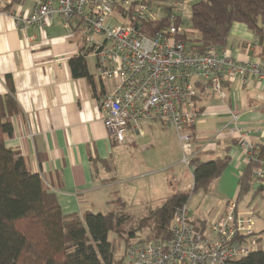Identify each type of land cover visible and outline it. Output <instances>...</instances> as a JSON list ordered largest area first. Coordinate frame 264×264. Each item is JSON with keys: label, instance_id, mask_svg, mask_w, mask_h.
Returning a JSON list of instances; mask_svg holds the SVG:
<instances>
[{"label": "crops", "instance_id": "crops-1", "mask_svg": "<svg viewBox=\"0 0 264 264\" xmlns=\"http://www.w3.org/2000/svg\"><path fill=\"white\" fill-rule=\"evenodd\" d=\"M33 2L0 0V95H10L19 107L18 114L8 117L13 133L5 138L6 145L17 149L27 168L40 175L65 214L105 213L114 208L110 201L120 198L129 217L140 218L173 192L185 190L175 188L173 176L172 181L168 176H149L138 183L136 178L144 179L145 174H125V169L153 165L145 153L158 142H163L162 146L172 142L180 151L179 137H173L172 127L154 119L141 123L138 130L128 127L122 143L112 140L103 122L100 97L114 89V79L96 76L97 59L91 48L78 32L69 34L59 18L45 27H20L14 13H27ZM76 24L71 23L75 30ZM93 39L102 37L94 35ZM226 48L232 57L246 63L257 58L259 42L244 24L234 23ZM78 55H85L90 79L73 75L69 60ZM225 89V100L213 97L197 103L201 108L217 109V114L211 115L223 119H203L192 128L195 157L203 161L229 157L209 192L202 191L217 194L215 204L205 202L198 215L188 205L192 218L202 225L222 213L226 203L237 196L235 181L246 164L233 129H264V79L252 78L247 83L234 79ZM233 114L237 119H232ZM145 135L147 141L142 140ZM252 139L261 141L263 136ZM178 151L171 165L179 161ZM236 209L240 210L238 204Z\"/></svg>", "mask_w": 264, "mask_h": 264}, {"label": "built area", "instance_id": "built-area-1", "mask_svg": "<svg viewBox=\"0 0 264 264\" xmlns=\"http://www.w3.org/2000/svg\"><path fill=\"white\" fill-rule=\"evenodd\" d=\"M131 1L34 0L31 10L15 12L14 19L25 28L45 27L59 18L69 34L78 32L96 56V76L115 81L114 89L100 97L110 138L122 143L128 127L138 130L143 122L159 120L177 130L183 162L188 165L196 155L195 120L218 111L197 103L213 97L225 100L224 84L234 79L242 83L264 79V61L256 58L243 63L227 48L200 50L184 40L182 34L188 28L173 21L177 15L184 18L181 10L189 0L173 1L168 15L171 25L154 33L143 31L141 23L157 19L162 9ZM73 21H77L76 30ZM94 35L102 39L95 41ZM233 132L245 164L253 165L256 185L264 190V129L236 126ZM255 135L263 140H253ZM256 233V214L237 210L235 199L203 225L192 218L184 203L174 211L168 238L151 237L130 244L120 264H230L252 250L249 243L256 244Z\"/></svg>", "mask_w": 264, "mask_h": 264}, {"label": "trees", "instance_id": "trees-1", "mask_svg": "<svg viewBox=\"0 0 264 264\" xmlns=\"http://www.w3.org/2000/svg\"><path fill=\"white\" fill-rule=\"evenodd\" d=\"M131 2L162 9L157 19L141 23L143 31L154 33L171 25L168 15L172 0ZM189 3V19L177 15L173 21L174 25L181 23L188 28L182 34L184 40L200 50L210 46L223 49L232 25L241 23L257 38V58L264 61V0H191ZM188 30L190 34L186 33ZM69 63L74 76L90 79L85 55L74 56ZM18 113L14 98L0 95V264H120L122 256L114 257L108 240L110 232L123 241L124 249L151 237L168 238L175 209L187 203L191 192L208 193L210 184L229 162L227 155L209 161L193 157L191 190L173 192L125 231L131 218L120 198L110 201L114 208L105 213L62 212L55 194L46 188L40 175L30 171L20 152L5 143V138L13 133L8 117ZM252 170L253 165L249 163L239 173L236 204L250 190L254 195L264 192L256 185ZM145 229L146 237L138 239V233ZM260 234L264 239V230ZM230 264H264V249H253Z\"/></svg>", "mask_w": 264, "mask_h": 264}, {"label": "rangeland", "instance_id": "rangeland-1", "mask_svg": "<svg viewBox=\"0 0 264 264\" xmlns=\"http://www.w3.org/2000/svg\"><path fill=\"white\" fill-rule=\"evenodd\" d=\"M176 1V0H172ZM189 0L183 7L181 12L183 13V17L187 20L190 17V2ZM187 34H190V31L188 30L186 32ZM238 97V95L236 96ZM218 99L217 97H215ZM219 100V99H218ZM237 103H239L240 99L237 98ZM239 106L242 107V105L239 103ZM203 119H223L221 117H217L214 115H200L196 120L195 123L197 124L198 121L203 120ZM158 121V120H157ZM168 129V128H167ZM165 129V130H167ZM173 131V137L178 138V132L176 129H170ZM149 137L147 135L144 136L142 139L143 141H147ZM141 140V141H142ZM180 142V141H179ZM163 142H161L162 144ZM160 142H158V145L155 148H151L148 151H146L145 154L150 155V161L153 163L148 168H142V167H137L135 170L131 169H125V174L126 175H135V174H145V178H141V176L136 178V182L141 183V181L146 180L149 176L150 178L153 177H161V176H168L169 181H172V176L175 178L176 183H175V188H180V189H185V190H191L192 188V174H191V169L192 165L189 162L188 165H186L183 162V150L181 148L180 144V151L173 146L172 142H167L164 143L165 145H161ZM179 147V146H178ZM177 151L179 152L177 160H179L175 165H171L173 160L177 157ZM127 159H130L127 157ZM167 162V163H166ZM147 172V173H146ZM237 183V179L235 181V184ZM165 184V183H164ZM264 192H259L256 195L253 194V191L247 192L242 199L238 203V208L240 209L239 211L242 212H248L252 211L253 213L256 214V229L257 233L255 234V239L260 238L259 241L256 240V244L249 243V247L253 249H264V239L262 238V235L260 232L264 230ZM217 200V194L214 192L211 194H204L202 190H197L195 192H191L189 199L187 201L188 205L192 207L197 215L202 213L201 208L205 202L209 201L212 205L215 204ZM159 205H153L150 207V209H154L158 207ZM150 209H148L146 212H148ZM138 215H135L134 217L131 218L130 223L126 224V229L129 227L132 223H135L139 218H137ZM147 234V230H143L142 232L138 233V239L145 238ZM108 240L112 244V251L114 254V257L117 259L121 256H123V251H124V243L123 241L113 232H110L108 234ZM145 240V239H144Z\"/></svg>", "mask_w": 264, "mask_h": 264}]
</instances>
